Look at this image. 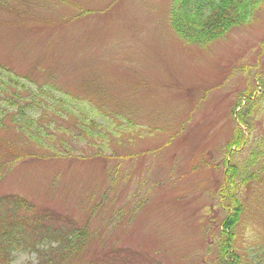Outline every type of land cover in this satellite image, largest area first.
I'll return each instance as SVG.
<instances>
[{
	"label": "rangeland",
	"instance_id": "obj_1",
	"mask_svg": "<svg viewBox=\"0 0 264 264\" xmlns=\"http://www.w3.org/2000/svg\"><path fill=\"white\" fill-rule=\"evenodd\" d=\"M247 20L188 44L171 25L170 0H0V66L21 82L35 77L33 88L52 84L58 98L90 97L107 133L103 152L91 143L99 135L65 157L0 131V194L89 217L106 246L154 264L250 262L264 250V157L237 192L238 219L218 195L227 151L238 182L264 140V0ZM240 115L251 122L242 146L232 145Z\"/></svg>",
	"mask_w": 264,
	"mask_h": 264
},
{
	"label": "trees",
	"instance_id": "obj_2",
	"mask_svg": "<svg viewBox=\"0 0 264 264\" xmlns=\"http://www.w3.org/2000/svg\"><path fill=\"white\" fill-rule=\"evenodd\" d=\"M262 1L170 0L171 25L184 42L207 44L222 37L232 26L247 22L249 15L257 10ZM5 71L0 69V101L6 100L10 105L0 103V131H18L34 146L41 148L48 143L55 155L65 157L73 156V151L80 149L79 142L100 135L91 143L97 145L100 152L104 151L107 136L105 125L96 120L90 111L91 106L96 105L90 97L84 100L74 91L69 98H58L52 84H38L33 88L26 80L36 83L35 77L24 75L25 81L21 82L9 69ZM2 95L6 98H2ZM76 102L81 104L76 105ZM119 117H123L122 113ZM241 118L250 129L251 122L243 116ZM128 119L133 121L132 118ZM236 130L241 135V129L237 127ZM240 135L232 140V145H242L245 137ZM263 143L264 140H260V148L252 151L248 159L245 158L238 182L232 181L229 172H235L237 176L239 167L225 162L229 169H226V184L222 185L226 188L221 189L219 200L223 209L231 214L230 218H239L238 211L244 199L242 202L238 200L237 192L253 178L254 171L248 174L247 170L260 157H264ZM3 166L0 165V181ZM233 177L235 179L234 174ZM226 236V245L220 246L218 252V258L224 263L223 257L227 256L226 250H230L233 242L231 234ZM93 237L97 246L91 245ZM104 244L98 233H93L89 217L81 223L70 214L40 205L21 193L0 194V264H154L149 254L125 250L119 245L104 247ZM90 249L91 254L88 253ZM22 254L26 257L19 261ZM233 263L239 264V260ZM244 263L264 264V250L258 247L251 261Z\"/></svg>",
	"mask_w": 264,
	"mask_h": 264
}]
</instances>
